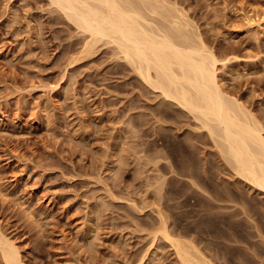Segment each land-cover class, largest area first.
Instances as JSON below:
<instances>
[{"label": "rangeland", "instance_id": "rangeland-1", "mask_svg": "<svg viewBox=\"0 0 264 264\" xmlns=\"http://www.w3.org/2000/svg\"><path fill=\"white\" fill-rule=\"evenodd\" d=\"M130 1L204 40L264 130V33L244 21L264 0ZM220 145L52 0H0V264L6 239L25 264H186L164 228L212 264H264V190Z\"/></svg>", "mask_w": 264, "mask_h": 264}, {"label": "bare ground", "instance_id": "bare-ground-1", "mask_svg": "<svg viewBox=\"0 0 264 264\" xmlns=\"http://www.w3.org/2000/svg\"><path fill=\"white\" fill-rule=\"evenodd\" d=\"M52 3L95 40L116 43L147 84L197 115L211 135L221 140V150L233 161L236 171L254 187L264 190L263 127L238 99L224 92L218 74L219 59L204 40L192 42L186 35L178 40L175 31L153 25L130 0H52ZM244 21L248 27L264 33V11L252 8L245 13ZM181 27L175 29L180 35ZM164 229L181 261L212 264L196 246L190 251V246L175 241ZM4 243L7 263L25 264L21 248L10 239Z\"/></svg>", "mask_w": 264, "mask_h": 264}]
</instances>
